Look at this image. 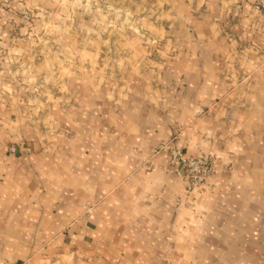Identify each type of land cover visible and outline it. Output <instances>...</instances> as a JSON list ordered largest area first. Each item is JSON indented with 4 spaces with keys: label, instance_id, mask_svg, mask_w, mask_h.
Listing matches in <instances>:
<instances>
[{
    "label": "crops",
    "instance_id": "crops-1",
    "mask_svg": "<svg viewBox=\"0 0 264 264\" xmlns=\"http://www.w3.org/2000/svg\"><path fill=\"white\" fill-rule=\"evenodd\" d=\"M256 1L127 5L99 57L68 61L61 93L37 110L22 84L38 65L20 41L56 1L0 0V264H264ZM169 141L211 156L205 191L182 198L181 165L152 159Z\"/></svg>",
    "mask_w": 264,
    "mask_h": 264
},
{
    "label": "rangeland",
    "instance_id": "rangeland-1",
    "mask_svg": "<svg viewBox=\"0 0 264 264\" xmlns=\"http://www.w3.org/2000/svg\"><path fill=\"white\" fill-rule=\"evenodd\" d=\"M52 1H56V3L49 2L51 3L50 9H54L53 13L56 12L52 15L53 18L41 19L38 30L40 32L37 31L34 36L24 37L20 41L24 44L29 43L28 45L31 46L32 50L26 53L27 56L24 58L25 61L33 60L38 65L31 72L33 78L37 81L31 84L28 82L22 84L16 80L15 82L14 80L9 82L13 84V88L18 92L22 90V85L25 84L24 87H28L26 90L30 91L33 88L37 92V96L34 97V99L37 98L35 100L38 102L36 104L37 110H44V105L52 101L49 97L51 92L61 93L62 79L67 71L65 64L68 61L78 59L94 60L99 57L101 53L97 50L98 46L103 45L107 40H113L112 35L101 32L106 29L109 30L112 25L116 27L126 25L128 17L125 7L127 5L133 6L137 12L136 15L140 10L147 7V1L152 3V8L156 10L155 0ZM67 1H70V4ZM253 7L259 14L255 5ZM26 16L27 20H32L33 16L30 13ZM89 69L92 68L89 67ZM16 149L17 147L11 148L13 152ZM27 150L30 151L31 149L27 148ZM154 150L152 159L156 156ZM152 166L154 165L150 163L147 169H152Z\"/></svg>",
    "mask_w": 264,
    "mask_h": 264
},
{
    "label": "built area",
    "instance_id": "built-area-1",
    "mask_svg": "<svg viewBox=\"0 0 264 264\" xmlns=\"http://www.w3.org/2000/svg\"><path fill=\"white\" fill-rule=\"evenodd\" d=\"M255 7L259 14L264 17V0H258ZM27 14H25V18ZM161 152L170 154L171 166L181 165L182 171L177 173L183 175L186 181V193L182 198H188L194 191L203 192L208 188V182L215 171L211 156H187L182 150L174 147L170 141L159 144L154 150V155Z\"/></svg>",
    "mask_w": 264,
    "mask_h": 264
}]
</instances>
